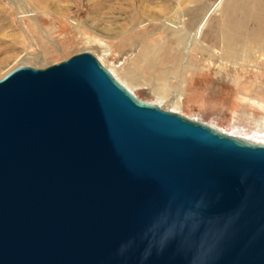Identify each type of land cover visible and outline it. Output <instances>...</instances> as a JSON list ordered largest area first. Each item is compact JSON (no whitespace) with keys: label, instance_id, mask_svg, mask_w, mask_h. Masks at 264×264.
Segmentation results:
<instances>
[{"label":"water","instance_id":"95a60500","mask_svg":"<svg viewBox=\"0 0 264 264\" xmlns=\"http://www.w3.org/2000/svg\"><path fill=\"white\" fill-rule=\"evenodd\" d=\"M0 264H264V143L138 99L89 52L15 67Z\"/></svg>","mask_w":264,"mask_h":264},{"label":"rangeland","instance_id":"374dc122","mask_svg":"<svg viewBox=\"0 0 264 264\" xmlns=\"http://www.w3.org/2000/svg\"><path fill=\"white\" fill-rule=\"evenodd\" d=\"M101 2L95 15L88 0H0V77L89 52L138 99L262 143L264 41L248 56L169 55L182 45L169 39V0Z\"/></svg>","mask_w":264,"mask_h":264},{"label":"crops","instance_id":"0c3cea01","mask_svg":"<svg viewBox=\"0 0 264 264\" xmlns=\"http://www.w3.org/2000/svg\"><path fill=\"white\" fill-rule=\"evenodd\" d=\"M169 19V39H182L177 50L169 44V55L248 56L264 41V0H169Z\"/></svg>","mask_w":264,"mask_h":264},{"label":"bare ground","instance_id":"6f19581e","mask_svg":"<svg viewBox=\"0 0 264 264\" xmlns=\"http://www.w3.org/2000/svg\"><path fill=\"white\" fill-rule=\"evenodd\" d=\"M14 2V1H13ZM15 3V2H14ZM42 3L47 4V0H42ZM105 3V2H104ZM101 2V0H88V5H89V11L90 13H93L95 15H97L99 13V11L102 9V7L105 6V4ZM20 8L23 9L22 12L26 13L29 12V10L26 9V5L20 2ZM3 9H5L6 11L8 10L7 6L2 5ZM110 7V6H109ZM32 15V14H31ZM94 15V16H95ZM165 23V22H164ZM167 25H169V21L166 22ZM199 28H197V30L193 33V40L198 38V32H199ZM195 119V118H194ZM211 125V124H210ZM216 125V124H215ZM215 125H213L214 127H216ZM230 128V127H229ZM256 133V137L259 138L255 141H260V142H264V130H259L256 129L254 131ZM242 135V134H241ZM251 138V137H250Z\"/></svg>","mask_w":264,"mask_h":264},{"label":"built area","instance_id":"2783aa9c","mask_svg":"<svg viewBox=\"0 0 264 264\" xmlns=\"http://www.w3.org/2000/svg\"><path fill=\"white\" fill-rule=\"evenodd\" d=\"M262 52L264 53V50Z\"/></svg>","mask_w":264,"mask_h":264}]
</instances>
